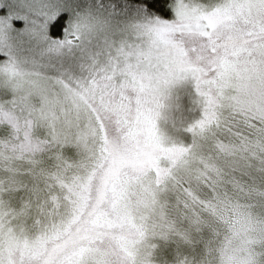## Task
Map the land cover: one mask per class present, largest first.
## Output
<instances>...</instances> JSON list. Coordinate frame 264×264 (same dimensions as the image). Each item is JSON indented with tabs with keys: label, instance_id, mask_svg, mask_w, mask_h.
Here are the masks:
<instances>
[{
	"label": "snow or ice",
	"instance_id": "snow-or-ice-1",
	"mask_svg": "<svg viewBox=\"0 0 264 264\" xmlns=\"http://www.w3.org/2000/svg\"><path fill=\"white\" fill-rule=\"evenodd\" d=\"M0 264H264V0H0Z\"/></svg>",
	"mask_w": 264,
	"mask_h": 264
}]
</instances>
